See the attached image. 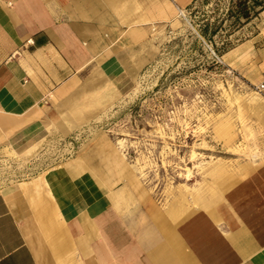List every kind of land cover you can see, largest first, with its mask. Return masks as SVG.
Here are the masks:
<instances>
[{
  "label": "crops",
  "instance_id": "0c3cea01",
  "mask_svg": "<svg viewBox=\"0 0 264 264\" xmlns=\"http://www.w3.org/2000/svg\"><path fill=\"white\" fill-rule=\"evenodd\" d=\"M196 1L0 0V163L37 158L67 135L63 112L131 79L151 30ZM94 160L0 181V264H264V163L222 195L194 199L199 208L184 217L182 205L149 203L141 221Z\"/></svg>",
  "mask_w": 264,
  "mask_h": 264
},
{
  "label": "rangeland",
  "instance_id": "374dc122",
  "mask_svg": "<svg viewBox=\"0 0 264 264\" xmlns=\"http://www.w3.org/2000/svg\"><path fill=\"white\" fill-rule=\"evenodd\" d=\"M230 1L197 0L185 19L151 30L138 72L81 94L63 112L68 134L37 158L1 162L0 181L87 153L100 181L120 190L117 204L142 221L149 203L182 205L184 217L199 208L194 199L222 195L264 163V95L253 88L264 72V12L234 27Z\"/></svg>",
  "mask_w": 264,
  "mask_h": 264
},
{
  "label": "trees",
  "instance_id": "16d2710c",
  "mask_svg": "<svg viewBox=\"0 0 264 264\" xmlns=\"http://www.w3.org/2000/svg\"><path fill=\"white\" fill-rule=\"evenodd\" d=\"M230 2L225 17L233 19L234 27L245 25L264 12V0H231Z\"/></svg>",
  "mask_w": 264,
  "mask_h": 264
},
{
  "label": "built area",
  "instance_id": "2783aa9c",
  "mask_svg": "<svg viewBox=\"0 0 264 264\" xmlns=\"http://www.w3.org/2000/svg\"><path fill=\"white\" fill-rule=\"evenodd\" d=\"M178 17L185 19V13L178 11ZM253 88L256 93L264 95V72H262L259 81L253 85Z\"/></svg>",
  "mask_w": 264,
  "mask_h": 264
},
{
  "label": "bare ground",
  "instance_id": "6f19581e",
  "mask_svg": "<svg viewBox=\"0 0 264 264\" xmlns=\"http://www.w3.org/2000/svg\"><path fill=\"white\" fill-rule=\"evenodd\" d=\"M33 185V184H32ZM34 188L36 190H40V185L38 183H35ZM26 189V188H25ZM28 189V188H27ZM33 205V204H32Z\"/></svg>",
  "mask_w": 264,
  "mask_h": 264
}]
</instances>
